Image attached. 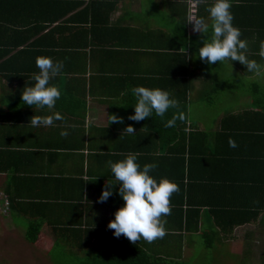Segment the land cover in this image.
<instances>
[{"label":"trees","instance_id":"trees-1","mask_svg":"<svg viewBox=\"0 0 264 264\" xmlns=\"http://www.w3.org/2000/svg\"><path fill=\"white\" fill-rule=\"evenodd\" d=\"M168 1L176 18L175 25L166 38L158 37L153 41L150 30L125 28L111 21L121 0H0V30L11 31L10 35L0 36V58L6 54L33 51L49 54L76 51L101 53L110 62H121L104 68L92 77L91 82L86 81V85L85 79H80L83 73L78 77L84 87L99 84L108 90L109 124L103 130L104 141L111 138L107 153L119 154L122 159L135 153L141 167L147 163L157 165L150 172L157 181L166 177L179 187V191L170 197L171 213L161 217L165 221V235L151 242L143 238L132 242L123 234L117 238L113 235L114 230L109 229L110 244L90 253L74 241V236L83 231L74 228L79 224L48 221L57 241L56 247L64 243L75 248L79 246L81 250L82 257L73 254L72 259H64L68 264H183L184 248L193 246L194 237H199L203 246L211 250L226 242L231 246L237 230L264 223V83L260 81L264 74L257 76L249 72L246 65L230 59L212 64L201 61L197 53L203 46L204 37L201 44H195L196 35L189 32L192 25L188 21L193 4H196V16L207 19L209 0ZM243 9L244 6L237 10L240 20L232 23L240 29L241 38L247 41L248 58L264 66V58L259 55L260 42L264 41V24L247 27L245 15L239 11ZM68 23L75 24L68 27ZM56 24L55 28L53 25ZM42 31L44 35H41ZM68 32L80 42L70 50L67 44L68 49L65 45L61 48L57 45V35L67 37ZM37 34L41 35V40L29 43V39ZM133 36L139 38V44L131 43ZM164 40L167 44H163ZM26 41L27 47L21 49ZM135 47L138 51L134 52ZM167 53L176 60L166 73L155 75L158 78L144 74V71L140 81L126 77V55L143 58ZM136 86L160 89L170 86L171 90H166L179 101V109H169L163 119L155 113L138 122L128 119L134 113L136 100L131 89ZM211 86L222 96L226 92L244 90L247 100L245 107L234 108V103L228 105L227 99H221V103L219 98L212 99L213 102L206 105L211 108L219 105L221 111L210 129L195 120L191 103L196 97H205ZM214 92L209 90V93ZM177 111H182L184 118L177 119L173 127H165L166 120ZM111 115L122 120L110 122ZM128 125H132L134 133L125 131ZM230 140L235 142V147H230ZM107 183L113 184V195L103 204L112 220L124 201L118 194L117 180L97 185L98 196ZM44 223L46 220L29 222L25 236L28 242L37 246L44 242ZM64 228L70 231L65 232ZM85 232L94 233L89 229ZM252 234V231L245 232L244 236L247 239ZM56 252L50 253L54 259L60 254Z\"/></svg>","mask_w":264,"mask_h":264},{"label":"crops","instance_id":"crops-1","mask_svg":"<svg viewBox=\"0 0 264 264\" xmlns=\"http://www.w3.org/2000/svg\"><path fill=\"white\" fill-rule=\"evenodd\" d=\"M213 2L209 0L208 4ZM233 6H244L239 11L245 15L247 27L264 24V0H232V22L240 20L237 12L240 8ZM171 8L168 0H121L111 21L125 28L150 30L153 33L151 39L155 41L158 37L164 39L162 37L166 38L172 33L176 18ZM206 21L211 25L209 16ZM74 24L67 25L71 27ZM53 26L56 28L57 24ZM189 32L194 31L191 29ZM6 33L10 35L11 31L0 30V36ZM194 33L196 37L193 42L201 44L203 34ZM209 33L211 27L207 34L210 37ZM38 34L29 39V43L41 40L40 36L45 32ZM70 35L69 32L67 37L57 35V45L60 48L61 45L67 48L68 45L70 50V47L80 43L75 36ZM138 40L137 36H133L131 43L139 44ZM163 44H167L165 40ZM27 45L26 41L20 48H26ZM136 49L133 51H138ZM186 52L189 53L190 49L187 48ZM169 54L145 55L143 58L126 55V77L139 80L142 71L154 77L166 73L176 60ZM41 56L51 57L54 62L62 61L64 64L63 70L50 80L61 91L60 98L50 110L29 106L21 100L24 87L34 83L33 74L40 71L36 59ZM107 61L105 54L76 51L50 54L33 51L6 54L0 58V191L5 192L11 202L10 213L0 216V239L7 238V253L20 254H17L18 258L16 255L2 256L5 262L1 263V257L0 264H68L62 260V256L57 255L54 259L50 253L57 251L68 254V259L77 254L80 258L81 245L94 253L110 244L108 223L111 215L103 202H98L97 185L116 180L109 162L122 158L119 154L115 157L107 153L110 149L108 139L111 138L104 141L103 130L109 124L111 107L108 90L99 84L94 87L82 86L84 83L86 85V81L91 82L92 77L104 68L121 63ZM82 73L80 79H85L84 83L78 79ZM162 88L171 90L170 86ZM53 112H60L63 120H55L52 126H33L30 123L33 115H51ZM61 130H67L68 135L61 136ZM34 219L46 220L42 227L45 240L40 246L31 244L25 237L27 226ZM48 221L79 224L74 227L83 230L74 236L79 246L75 248L61 243V246L56 247L57 241ZM88 229L94 235L85 232ZM17 241L20 244L15 250Z\"/></svg>","mask_w":264,"mask_h":264},{"label":"clouds","instance_id":"clouds-1","mask_svg":"<svg viewBox=\"0 0 264 264\" xmlns=\"http://www.w3.org/2000/svg\"><path fill=\"white\" fill-rule=\"evenodd\" d=\"M232 0H214L207 9L211 25L204 17L193 16L189 18L192 30L204 36L203 46L198 49L201 61L208 64L222 62L226 59L238 61L246 65L249 72L257 76L262 73L264 66L251 60L246 55L247 41L241 38V31L234 26L233 14L230 11ZM211 27L210 37L207 35ZM259 55L264 58V41L260 42ZM38 73L33 74L34 83L26 85L21 93V100L29 106L53 109L61 96V91L50 80L56 77L64 67L62 61H53L51 57H37ZM136 103L133 105L134 113L128 119L141 121L152 117L153 113L162 119L169 109H179V101L164 89L136 86L131 89ZM182 111H177L164 126L173 127L177 119H183ZM55 120H63L60 112L51 115H33L30 123L33 126H52ZM122 118L111 115L110 122L121 121ZM125 131L134 133L132 125ZM61 136H67V130H61ZM230 147H235L234 141H229ZM109 167L115 179L119 181L118 194L124 201L114 213V219L109 221L108 228L114 230L117 238L123 234L130 241L136 242L141 238L151 242L165 235V221L162 216L171 213L170 197L179 191L178 185L166 177L157 181L150 172L157 167L155 163H147L142 167L137 163V155L129 153L122 160L109 162ZM113 184L107 183L102 189L98 202L106 201L111 195Z\"/></svg>","mask_w":264,"mask_h":264},{"label":"rangeland","instance_id":"rangeland-1","mask_svg":"<svg viewBox=\"0 0 264 264\" xmlns=\"http://www.w3.org/2000/svg\"><path fill=\"white\" fill-rule=\"evenodd\" d=\"M260 81L264 83V79L260 78ZM215 87L211 86L208 89L210 92H214ZM204 97L195 98L191 103V111L195 120L204 123V127H213L212 121L216 120L218 115H220L221 107L218 105L217 108L208 107L207 103L215 101L217 98L219 103L221 99H227L228 105L234 103V108L236 107H245L246 106V95L244 90L237 92H226L225 96L217 95L216 92L209 93ZM231 98H228V96ZM213 99V100H212ZM218 103V104H219ZM207 104V105H206ZM226 105V106H228ZM223 107V105H222ZM252 231L253 234L251 238H245V232ZM0 259L2 256L16 255L18 252L10 253L6 252V245H9L6 242L7 238L0 239ZM193 246L190 248L188 245L185 249V255L183 264H264V223H258L251 226H246L242 229L236 231V239L231 243V246L226 242V244H217L213 249H206L202 244V240L199 237H194ZM19 241H17V247L19 248ZM7 253V254H6ZM58 254L60 252H57ZM20 255V254H18ZM62 254H59L61 257ZM62 260L68 257V254H63ZM3 258V257H2ZM18 258V256H17ZM71 258V256H70ZM69 258V259H70ZM5 262V257L1 260V263Z\"/></svg>","mask_w":264,"mask_h":264},{"label":"built area","instance_id":"built-area-1","mask_svg":"<svg viewBox=\"0 0 264 264\" xmlns=\"http://www.w3.org/2000/svg\"><path fill=\"white\" fill-rule=\"evenodd\" d=\"M196 4H193L190 10V17L196 16ZM191 24V23H190ZM11 211V202L9 196L3 192L0 191V216L7 215Z\"/></svg>","mask_w":264,"mask_h":264}]
</instances>
